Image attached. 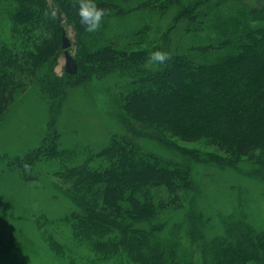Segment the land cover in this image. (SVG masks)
<instances>
[{
	"label": "trees",
	"instance_id": "16d2710c",
	"mask_svg": "<svg viewBox=\"0 0 264 264\" xmlns=\"http://www.w3.org/2000/svg\"><path fill=\"white\" fill-rule=\"evenodd\" d=\"M131 1L95 3L110 9L108 18L123 15L119 3ZM157 1L165 2L166 11L176 10L169 33L180 21H188L196 29L184 33L196 34L203 22L215 18L212 28L219 42L189 45L186 50L166 43L159 50L170 53L171 59L148 68L152 52H127L119 45L122 35L106 37L102 45L86 41L90 33L81 26L73 0H51V5L48 0H0V120L16 93L36 81L45 84L42 92L51 99L46 105L52 115L65 97V78H81L82 83L92 76L128 78L116 98L119 110L112 115L123 122L124 134L112 136L98 152L87 149L83 159V154L60 150L53 142L52 120L43 143L25 156L35 159L45 151L43 159L58 168L57 177L69 185L62 194L73 208L61 221L72 239L89 246L95 258L91 264H264V228L221 218L217 233L205 236L209 222L193 215L197 195L204 196L192 169L194 163L217 165L264 184V0L253 7L241 3L237 16L223 14L222 3L230 6L238 0H205L203 9L200 2L188 6L182 0ZM62 21L75 33L78 73L63 71L59 78L52 67L63 54ZM130 121L145 129V138L178 152L182 159L139 144ZM164 132L183 142L204 141L224 155L191 159L166 140ZM169 215L173 216L168 220Z\"/></svg>",
	"mask_w": 264,
	"mask_h": 264
},
{
	"label": "rangeland",
	"instance_id": "374dc122",
	"mask_svg": "<svg viewBox=\"0 0 264 264\" xmlns=\"http://www.w3.org/2000/svg\"><path fill=\"white\" fill-rule=\"evenodd\" d=\"M182 1L188 6L200 2L199 9L205 7V0ZM258 1L238 0L230 6L222 3V13L237 16L235 12L241 9V3L246 7H253ZM48 2L51 5V0ZM164 3L157 0L119 3L123 15L114 14L105 18L99 31L90 33L85 40L102 45V39L122 35L123 40L119 45L127 52H153L154 49L163 48L166 43L172 49L179 45L186 50L189 45L205 47L215 46L219 42L220 38L212 28L215 18L210 22H203L200 26L202 31L196 34L184 33L187 29H196L188 21H180L177 28L169 33L176 10L169 8L166 11ZM62 23L71 43L69 52L75 58V33L71 25H67L65 21ZM128 36L134 37L131 39ZM199 59L203 60L202 57ZM63 69L62 54L52 67L53 76L63 77ZM95 78L89 77L88 83H82L81 78H65V97L58 102L59 112L52 115L46 105V101L51 99L42 92L45 84L36 81L25 91L16 93L15 101L0 120V264H91L94 261L89 246L78 245L72 239L69 227L64 226L61 221L73 205L62 194V190L69 185L57 177L58 168L43 159L42 154L45 151L40 152L35 159L25 156L33 153L43 143V139L50 132L48 126L52 120H56V137L54 136L53 142L59 145L60 150L83 155L87 149L98 152L112 136L124 134L121 131L123 122L117 121L112 115L119 110L115 105L116 98L121 85L127 83L128 78L118 75H107L98 80ZM129 124L137 132L135 135L139 144L167 158L182 159L178 152L165 149L155 141L145 138L146 131L142 126L131 121ZM162 134L178 150L183 151L184 156L191 159L194 155L203 157L210 153L224 155L204 141L183 142L168 133ZM47 144L46 141L44 146ZM13 159L21 166L13 167ZM240 167L249 169L246 164H241ZM192 169L195 180L199 183L198 190L204 196L201 198V195H197V210L193 215H200L202 220L209 222L205 235L207 238L212 237L214 231L217 233L215 227H219L221 218L226 221L245 220L248 225L258 230L264 228V184L251 179L249 175L238 177L217 165L194 163ZM172 216H167L168 220ZM49 222L52 224L48 225ZM49 238L63 251L62 255L50 247Z\"/></svg>",
	"mask_w": 264,
	"mask_h": 264
},
{
	"label": "clouds",
	"instance_id": "9594fccd",
	"mask_svg": "<svg viewBox=\"0 0 264 264\" xmlns=\"http://www.w3.org/2000/svg\"><path fill=\"white\" fill-rule=\"evenodd\" d=\"M73 6H78L79 22L85 32L88 33H95L99 31L105 17L110 15V9L98 7L95 0H73ZM170 59V53L162 50H156L150 54L147 66L165 65Z\"/></svg>",
	"mask_w": 264,
	"mask_h": 264
},
{
	"label": "water",
	"instance_id": "95a60500",
	"mask_svg": "<svg viewBox=\"0 0 264 264\" xmlns=\"http://www.w3.org/2000/svg\"><path fill=\"white\" fill-rule=\"evenodd\" d=\"M57 20L61 21V17L56 14ZM61 48L63 51V57H64V73L68 75H76L78 73V66L74 59V57L70 54L69 48L71 46V43L69 41V38L66 35L65 29L62 27L61 30Z\"/></svg>",
	"mask_w": 264,
	"mask_h": 264
}]
</instances>
